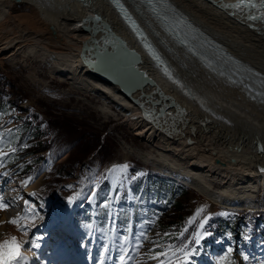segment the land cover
Returning a JSON list of instances; mask_svg holds the SVG:
<instances>
[{
	"label": "bare ground",
	"instance_id": "bare-ground-1",
	"mask_svg": "<svg viewBox=\"0 0 264 264\" xmlns=\"http://www.w3.org/2000/svg\"><path fill=\"white\" fill-rule=\"evenodd\" d=\"M121 1L160 53L172 62L177 73L175 80L164 75L145 56L107 0H0V63L19 61L27 68L30 62L27 54L40 53V57L52 62L47 73L58 74L117 107L128 129L141 136L146 145L155 144L163 162L179 169L178 173H173L178 180L207 196L213 204L254 210L252 204L264 202L261 201V197L264 199V85L261 84H264V27L256 18H250L248 12L232 11L227 7L230 1L236 0H156L165 11L184 16L192 28L191 35L199 33L219 46V57L240 74L239 79H230L204 69L175 46L137 0ZM95 14L99 18H93ZM103 22L107 28L99 25ZM126 47L134 49L135 56ZM113 48L118 56H114ZM104 49L111 50L102 51ZM134 65L144 68L155 85L144 84L126 94L121 86L126 87L140 78ZM244 77L249 84H254L260 95L250 92ZM184 86L191 90V96ZM153 90L158 91L160 97H171L177 102L182 118L148 122L142 116L144 103L140 101L157 98L159 95ZM158 168L166 170L164 164H159ZM215 181L219 186H214ZM0 185L2 203L8 198L4 193L8 192L6 183ZM212 188L222 189L212 192ZM35 189L37 187L29 185L27 196L33 194L34 197ZM11 207L0 219V244L15 237L20 249L19 257L12 264H39L46 258L41 256L50 254V248L53 251L57 248L56 242L63 238L64 227L61 226V233L59 229L51 231L58 238L53 242L47 240L45 246L50 248L44 251L33 248V242L41 238L40 227L53 226V220L48 219L53 212L47 216L44 211L41 216L39 209L27 201L22 202L20 211L16 206ZM17 218L26 225L25 230L18 223H9ZM25 232L30 233L29 239L21 237ZM34 234L35 238L30 240ZM69 246L67 240L64 247L70 251ZM72 248L82 251L83 264L89 262L90 256H86L84 247L72 245Z\"/></svg>",
	"mask_w": 264,
	"mask_h": 264
},
{
	"label": "rangeland",
	"instance_id": "rangeland-1",
	"mask_svg": "<svg viewBox=\"0 0 264 264\" xmlns=\"http://www.w3.org/2000/svg\"><path fill=\"white\" fill-rule=\"evenodd\" d=\"M27 55L30 60L29 68H25L19 61L0 63V93L4 92L8 97V100L2 99V104L6 101L10 102L6 106H12L18 110L19 118L16 120L15 114L10 113L9 117L5 115V119L0 121V182L6 183L5 190L7 189L9 194L7 200L4 199L5 202L11 203L12 207L16 206L18 211L21 209L22 202L27 201L39 209L38 214L41 216L44 211H47V216L53 212V215L48 218L53 220V226L42 225L39 231L42 236L53 241L58 236L51 231L59 229L61 233L60 228L63 226L62 234H71L61 236L63 240H69L74 247L97 248V255L102 258L91 256L93 264H100L103 260L102 264H107L124 258L125 252L123 254L121 252L125 247L123 244L125 240L127 245L132 247L131 261L135 264H183L185 252L191 253L187 257V264H203L209 260L208 264H219L221 260H224V264H229L231 261L228 259L231 256L235 264H264V240H261L258 246L251 245L259 238L256 229L258 227L264 229V223L260 222L264 219V202L261 205L252 204L254 210L258 209L257 212L211 203L207 196L206 198L202 193L193 190L185 182L173 176V173H178L179 169L172 168L168 166V163L163 162L164 158L156 150L155 144L146 145L141 136L132 133L122 122L124 118L117 107L108 105L100 95L87 93L74 86L71 81L65 80L58 74L47 73V68L52 62L44 60L40 57V53ZM171 66L174 67V65ZM260 91L263 92L262 88ZM11 98L13 103L9 101ZM33 113H37L40 117L37 118V123L40 124H37L35 141L38 147L43 145V149H36L32 160L40 156L44 158L37 175L22 182L24 178L19 176L21 169L17 164L8 163L5 155L6 152L15 150L9 144L11 128L19 125L26 115L30 116ZM45 149L48 152L44 151ZM113 162H116V166L111 169L110 165ZM121 164L127 166L123 171L119 170L122 167ZM159 164H164V168L166 167L168 171L159 169ZM159 174L174 177L182 185L176 180L175 183L184 189L179 190L181 194L176 192L175 202H172L168 208L165 202L159 200L156 212L154 209L148 210L152 213H147L144 208L138 209L136 216L138 218L140 214L139 220L131 226L133 205L131 189L144 175L153 177ZM106 178H109L112 189L116 188L129 193L125 200L124 198L120 200V196L116 197V193L113 197H109L110 218L105 225L111 235L109 246L108 234L105 236L106 232L103 230L106 218L103 201L97 204L99 226L91 223L86 228L82 227L74 231L68 222L69 215L81 211L87 201L93 205L96 188ZM26 183L29 184L26 186ZM29 185L37 187L34 190V197L33 194L27 196ZM215 185L219 186L218 181L214 182ZM214 189L212 192L220 191L222 188ZM16 199L20 201L15 202ZM146 199L150 198L146 197ZM263 200L261 197V201ZM136 201L138 205H141L145 199L137 195ZM251 201L254 202L253 199ZM5 202L0 203L4 206L0 209V219L6 215H3V212L8 210ZM55 203L58 205L54 206ZM123 203L129 209L128 220H124L121 216ZM22 212L27 216L25 208ZM222 222H228L231 227L233 225L235 232L232 237L235 241L227 239L229 230L226 235L218 234V225ZM118 223H125V226L115 229ZM201 223H203L202 228ZM17 225L24 224L18 221ZM31 225L36 227L34 222ZM23 228L25 229V225L22 226ZM126 231H128L127 234ZM197 233L200 234L198 244ZM164 234L169 237L165 242H161L160 238ZM35 236L34 234L30 240H33ZM21 237L29 239L30 233L25 232L21 234ZM205 238L213 241L214 245L211 246L213 243L206 241L204 252L198 257L200 242ZM38 242L35 243L36 246ZM31 243H29L30 247ZM56 243H59V240ZM149 243L162 246H170L167 243H173L175 246L159 251L157 257H154L147 248ZM215 245H220L222 248ZM65 250L67 252V248ZM75 251L80 252V250ZM177 261L179 263H176Z\"/></svg>",
	"mask_w": 264,
	"mask_h": 264
},
{
	"label": "water",
	"instance_id": "water-1",
	"mask_svg": "<svg viewBox=\"0 0 264 264\" xmlns=\"http://www.w3.org/2000/svg\"><path fill=\"white\" fill-rule=\"evenodd\" d=\"M83 1H85V0H83ZM94 16H96V15H93V17ZM96 18H99V15ZM99 25H102L104 28H107V24L105 22H103ZM133 25L135 26V28H133V29L139 30L138 25H136L135 23H133ZM141 36L143 38H145L144 35H141ZM121 44L124 45V41H121ZM126 48L130 52H132V50H134L130 47H126ZM110 50L111 49H109L108 51H110ZM114 56H117V54H115ZM134 56H135V54H134ZM152 57H153V55L148 56V58L151 60H152ZM155 58L157 60L161 61L160 64L162 67L166 68V71H165L166 76H168L170 78H172L173 76H176V74H177L176 70L172 68L169 60L166 59L164 55H162L161 53H158L155 56ZM84 60L87 61L86 59H84ZM134 63H137L136 59H134ZM87 64L89 65V67L93 68V66L90 65V63H87ZM154 64L161 71L159 64H157V63H154ZM91 70L94 71V69H91ZM134 70L139 74L140 78L135 82L133 81L131 84H129L126 87L121 86V89L124 91V93L130 94L132 91L139 89L144 84L151 86V87H154V85H155L154 82L152 81L151 77L146 73L144 68L138 67V65H134ZM110 81L114 82L113 80H110ZM132 85L134 87L130 89V86H132ZM153 92H155L159 95L158 91L153 90ZM140 103L141 104L144 103L143 104L144 109L142 110V116L148 122L160 123L162 121L163 122L164 121H170V118L176 117V116L179 118H182L180 106L177 104V102H175L170 97H165V96L160 97V95H159L157 98H153L152 100L145 99L144 101H140ZM174 129L175 128H173V130ZM262 170H264V169H262Z\"/></svg>",
	"mask_w": 264,
	"mask_h": 264
},
{
	"label": "trees",
	"instance_id": "trees-1",
	"mask_svg": "<svg viewBox=\"0 0 264 264\" xmlns=\"http://www.w3.org/2000/svg\"><path fill=\"white\" fill-rule=\"evenodd\" d=\"M4 96H6L4 94V92L0 93V115L6 114L9 111V109L4 108V104H2V99H4L3 98ZM11 103H13V101H11ZM36 149L37 150L43 149V145L38 147L37 143H36L33 146V149L26 151V154H24L25 150L19 152V158H21V160H22L23 157H25V156H33L35 154ZM44 151H46V149ZM40 160H41V158L37 159L36 163L40 162ZM29 169H30V167L27 166V167H25L24 171L29 170ZM174 184L175 183L170 179H166V178L155 175L153 177H148V179L143 182V187H144L143 194H140L137 189H135V192L139 196H145V199H146V197H149L150 199H146V202L147 203L153 202L154 207H156V206H158V203L155 202L157 200L165 199L166 201H169V202L173 201L174 196H175L174 195L175 194L174 189H176V186ZM103 186L105 188V191L108 192V189H109L108 183L104 182ZM180 188H182V187H180ZM153 198L155 200H153ZM146 202H144V203L147 204ZM135 206H136V210L140 209V205L137 204L136 200H135ZM224 225L227 226L226 224H224ZM230 228L233 230V227H230ZM262 234L263 233H261V235Z\"/></svg>",
	"mask_w": 264,
	"mask_h": 264
},
{
	"label": "snow or ice",
	"instance_id": "snow-or-ice-1",
	"mask_svg": "<svg viewBox=\"0 0 264 264\" xmlns=\"http://www.w3.org/2000/svg\"><path fill=\"white\" fill-rule=\"evenodd\" d=\"M151 51V49H149ZM126 165L122 166L119 170L123 171L126 169ZM4 206L0 204V209ZM18 219H14L9 221V223L16 224L18 223ZM200 227H203V223H201ZM199 233H197V244L199 243ZM33 246H36L33 242ZM19 249L20 245L16 242L15 237H11L8 240H5L3 244H0V264H12V261L16 260L19 257ZM191 255L190 252L184 253V262L183 264H187V257ZM219 264H224V260H221Z\"/></svg>",
	"mask_w": 264,
	"mask_h": 264
}]
</instances>
